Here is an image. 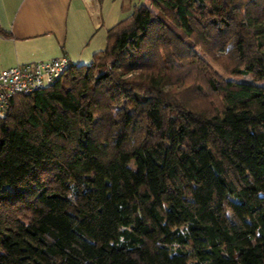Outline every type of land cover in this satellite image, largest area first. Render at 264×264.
<instances>
[{"label": "trees", "instance_id": "1", "mask_svg": "<svg viewBox=\"0 0 264 264\" xmlns=\"http://www.w3.org/2000/svg\"><path fill=\"white\" fill-rule=\"evenodd\" d=\"M68 62L0 118V264H264V0H145Z\"/></svg>", "mask_w": 264, "mask_h": 264}, {"label": "crops", "instance_id": "2", "mask_svg": "<svg viewBox=\"0 0 264 264\" xmlns=\"http://www.w3.org/2000/svg\"><path fill=\"white\" fill-rule=\"evenodd\" d=\"M103 2L0 0V27L9 32L0 33V70L59 56L81 63L104 44L110 23Z\"/></svg>", "mask_w": 264, "mask_h": 264}, {"label": "built area", "instance_id": "3", "mask_svg": "<svg viewBox=\"0 0 264 264\" xmlns=\"http://www.w3.org/2000/svg\"><path fill=\"white\" fill-rule=\"evenodd\" d=\"M68 65V59L59 56L1 69L0 118L7 113L14 94H27L49 85L66 70Z\"/></svg>", "mask_w": 264, "mask_h": 264}, {"label": "rangeland", "instance_id": "4", "mask_svg": "<svg viewBox=\"0 0 264 264\" xmlns=\"http://www.w3.org/2000/svg\"><path fill=\"white\" fill-rule=\"evenodd\" d=\"M104 2L102 3V12L103 13H108V20H109V25H112L114 22L117 20L125 17L127 14H129L132 9L134 4H138L140 2H143L145 0H103ZM94 7H88L87 10L89 11H94ZM102 26V24H101ZM108 27V26H107ZM100 30V29H99ZM104 44L99 46V49L103 47ZM92 56V55H91ZM91 56L85 58L81 63H88L91 60ZM248 78V76H245ZM261 83L264 82L260 81ZM121 102V97L117 100V106L120 105Z\"/></svg>", "mask_w": 264, "mask_h": 264}]
</instances>
